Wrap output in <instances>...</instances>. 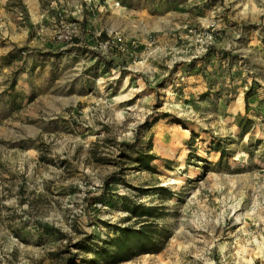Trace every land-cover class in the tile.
Masks as SVG:
<instances>
[{"label":"rangeland","instance_id":"rangeland-1","mask_svg":"<svg viewBox=\"0 0 264 264\" xmlns=\"http://www.w3.org/2000/svg\"><path fill=\"white\" fill-rule=\"evenodd\" d=\"M132 206L163 236L118 264H264V0H0V264H89Z\"/></svg>","mask_w":264,"mask_h":264},{"label":"trees","instance_id":"trees-1","mask_svg":"<svg viewBox=\"0 0 264 264\" xmlns=\"http://www.w3.org/2000/svg\"><path fill=\"white\" fill-rule=\"evenodd\" d=\"M239 129H248L252 127V120H245V124L241 122L237 123ZM243 131V133H245ZM221 155H223L222 148H216ZM147 155H140L138 160L147 168L149 160ZM160 191H165L163 188ZM93 196V197H92ZM91 195L85 199L86 202L90 200L101 202L99 196L94 197ZM130 213L134 217L141 220L138 222V226H124L115 228V235L109 240L102 241L93 252V259L89 261V264H118L127 262L134 259L137 256L147 253H156L159 251V241L163 234L162 229L157 228L154 224L148 222L150 219L161 218V213L156 212L153 208L144 206H132L129 207ZM155 211V212H154Z\"/></svg>","mask_w":264,"mask_h":264},{"label":"built area","instance_id":"built-area-1","mask_svg":"<svg viewBox=\"0 0 264 264\" xmlns=\"http://www.w3.org/2000/svg\"><path fill=\"white\" fill-rule=\"evenodd\" d=\"M106 46H107V43H105V44H100V45H99V48H106Z\"/></svg>","mask_w":264,"mask_h":264},{"label":"bare ground","instance_id":"bare-ground-1","mask_svg":"<svg viewBox=\"0 0 264 264\" xmlns=\"http://www.w3.org/2000/svg\"><path fill=\"white\" fill-rule=\"evenodd\" d=\"M252 10L256 11V6L255 5H253Z\"/></svg>","mask_w":264,"mask_h":264}]
</instances>
